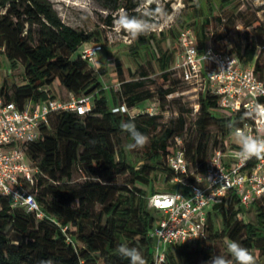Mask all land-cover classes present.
I'll return each instance as SVG.
<instances>
[{"label":"trees","instance_id":"16d2710c","mask_svg":"<svg viewBox=\"0 0 264 264\" xmlns=\"http://www.w3.org/2000/svg\"><path fill=\"white\" fill-rule=\"evenodd\" d=\"M108 1L113 10L121 7L120 0ZM233 1L185 0L186 7L177 24L181 30L193 27L198 47L204 50L206 30L213 21H222L217 12ZM136 5L129 0L122 8L134 11ZM149 9L152 16L159 15L156 4H151ZM140 16L139 12H131L129 19ZM106 23L112 25L113 18L108 17ZM260 28L245 32L243 44L231 54L244 65L252 66L264 81V60L257 54L259 48L264 50V40L255 36ZM159 36L160 39L154 34L142 36L135 42L131 54L140 58V49L149 42L157 41L160 45L166 41L165 32ZM103 40L99 31L87 33L64 23L48 0H0V55L12 70L19 64L24 68L21 85L11 87L6 80L3 82L0 95L5 101L14 102L20 108L29 102L62 101L59 87L77 98L92 100V108L84 116L63 110L52 113L49 126L43 127L40 138L28 146L27 158L39 170L28 188L44 217L39 219L26 208H12L11 200L0 194V264H42L44 261L128 264L116 251L121 244L138 248L147 264H155L151 232L161 212L150 207V198L177 189L171 183L175 174L167 165V157L175 151L173 138H183L186 156L195 174L204 172L212 155H209L211 145L214 151L223 147L224 140H229L231 147L239 148L234 141V130L226 124L231 121L240 127L244 113L233 114L221 108L218 96L208 88L200 94L198 115L187 140L182 134L186 126L182 117L151 137V131L158 127L157 118L129 114L130 109L154 97L146 89L145 80L122 82V104L115 94L108 95L92 64L83 58L85 45ZM170 58L167 52H162L159 61L163 69ZM115 61L122 77V62L118 57ZM171 76L167 72L161 77V102L176 91ZM123 105L127 112H114ZM122 121L134 123L148 137L143 147L146 162L141 165L132 162L121 150L122 135L132 142L130 134L121 130ZM214 127L218 134L213 137ZM75 173L82 174L85 180L78 186H70ZM161 180L166 186L157 190L154 184ZM251 208L254 219L240 220L238 214L244 209L238 196L231 194L209 211L205 236L195 246H169L164 264H206L211 256L220 255L218 244L228 251L231 241L247 248L255 257V264H264V199L254 200ZM216 213L223 220L221 231L214 227L212 214ZM222 255L231 258L228 252Z\"/></svg>","mask_w":264,"mask_h":264},{"label":"built area","instance_id":"2783aa9c","mask_svg":"<svg viewBox=\"0 0 264 264\" xmlns=\"http://www.w3.org/2000/svg\"><path fill=\"white\" fill-rule=\"evenodd\" d=\"M178 41L183 51L182 60L177 64L181 79L202 91L208 88L218 96L221 108L233 114L243 112L244 121L238 128L264 138V119L254 114L245 115L257 103L264 104V81L252 66L207 44L200 50L191 28L182 30ZM101 50L100 45L85 48L83 58L93 64ZM91 108L90 97L72 96L69 102H29L20 108L0 95V194L11 200L12 208H26L35 212L39 219L44 217L28 188L39 172L27 158L28 146L40 138L43 127L49 126L52 113L63 110L84 116ZM119 111L128 110L123 105L114 109V112ZM171 143L175 151L167 157V165L175 174L171 183L177 189L150 198V207L161 212L151 232L155 264H164L169 246H195L205 236L209 211L229 199L231 194L238 196L244 209L238 214L242 221H246V212L252 202L264 199V157L242 160L238 157L240 149L224 140L223 147L215 149L206 162L204 172L195 174L187 159L183 138L175 137ZM197 192L203 197H195Z\"/></svg>","mask_w":264,"mask_h":264},{"label":"rangeland","instance_id":"374dc122","mask_svg":"<svg viewBox=\"0 0 264 264\" xmlns=\"http://www.w3.org/2000/svg\"><path fill=\"white\" fill-rule=\"evenodd\" d=\"M48 1L52 4L62 21L72 28L87 33L101 32L104 38L103 42L94 41L85 45L82 50L99 45L102 47L92 66L97 79L109 96L115 94L122 102V99H124V97H121L122 82L141 78L145 80L146 89L153 93L154 97L145 101L139 107L130 109L129 114L131 116L147 114L157 118L158 127L156 131H151V137L159 133L163 126L170 127L182 117L186 123L182 134H184L183 137L186 140L189 138L191 130L194 128L193 123L198 115L196 109L199 107V97L202 90L194 84L185 83L177 69V64L182 60L183 53L178 41V35L182 30L178 26L177 21L186 7L185 0H130L137 4L134 11L122 8L127 5L129 0H120L121 7L118 10L110 8L108 0ZM151 4H156L159 15L152 16L149 9ZM131 12L140 13L141 16L135 18V20L148 26L149 30L146 33L136 37L132 36V30L127 28L122 22V18L126 17L129 19ZM216 15L222 21H213L205 33L206 44L213 49L231 54L243 44V34L253 30V28H259V26L261 28L255 36L258 40H264V0H234L221 12H217ZM110 16L113 18L112 25L106 23ZM190 28L194 31L193 27ZM161 32L166 33V41H161L160 45L157 41L149 42L145 48L140 49V58L131 54L135 42L142 36L147 37L154 34L157 39H160L159 34ZM162 52H167L171 56L170 62L166 64L165 69H163L159 61ZM257 54L264 60V50L259 48ZM116 57L122 62V77L118 74L116 68ZM23 70L24 68L21 64L16 70H12L0 55V88L5 80L11 87L21 85L23 82ZM142 72L146 74L145 77L141 74ZM167 72L172 74L171 79L175 82L176 91L168 96L164 102H161L159 97V88L163 83L161 77ZM58 92L62 101L69 102L71 100L72 96L64 87H59ZM51 129L53 131V127ZM211 130L212 136H217V129L214 127ZM127 144H129L128 139L122 135L119 138V145L126 157L138 165L146 162L143 148L127 150ZM212 152L214 151L211 145L209 155L213 154ZM84 180L82 174L75 173L69 184L70 186H78ZM154 185L157 190H162L166 186L162 180L155 182ZM97 210H100V207ZM212 216L215 230L221 231L223 229V220L220 214L216 213L212 214ZM253 219L254 211L250 208L246 212V221ZM218 248V254L220 255L228 252L221 244H218Z\"/></svg>","mask_w":264,"mask_h":264},{"label":"clouds","instance_id":"9594fccd","mask_svg":"<svg viewBox=\"0 0 264 264\" xmlns=\"http://www.w3.org/2000/svg\"><path fill=\"white\" fill-rule=\"evenodd\" d=\"M125 26L132 30L131 34L136 37L146 33L149 28L146 24L135 19L122 18ZM255 115L258 118L264 119V104L257 103L245 113V115ZM121 130L130 134L132 142L126 145L127 150L141 149L148 143V137L136 129L132 122H121ZM226 127L233 131L234 141L239 146L238 157L242 160H248L253 157H264V138H257L247 134L242 129L236 127L234 122L229 121ZM195 197H203L199 192ZM229 256L224 255L211 256L206 264H255V257L247 249L242 247L238 242L231 241L227 245ZM117 253L128 260V264H147L142 252L136 247H129L121 244L117 248ZM42 264H51V261H44Z\"/></svg>","mask_w":264,"mask_h":264}]
</instances>
